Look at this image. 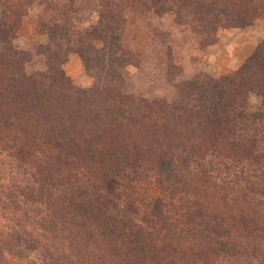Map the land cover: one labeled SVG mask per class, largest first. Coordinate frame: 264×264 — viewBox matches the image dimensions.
Listing matches in <instances>:
<instances>
[{
  "label": "trees",
  "instance_id": "16d2710c",
  "mask_svg": "<svg viewBox=\"0 0 264 264\" xmlns=\"http://www.w3.org/2000/svg\"><path fill=\"white\" fill-rule=\"evenodd\" d=\"M130 14L169 16L204 49L264 21V0H0V191L15 215L0 263L264 264V40L228 76L149 97L125 89L141 63ZM72 54L90 88L67 75Z\"/></svg>",
  "mask_w": 264,
  "mask_h": 264
},
{
  "label": "rangeland",
  "instance_id": "374dc122",
  "mask_svg": "<svg viewBox=\"0 0 264 264\" xmlns=\"http://www.w3.org/2000/svg\"><path fill=\"white\" fill-rule=\"evenodd\" d=\"M34 13L37 15L38 12ZM129 18L131 23L126 45L138 54L141 63L138 68L129 67L126 70L125 89L167 100H172L175 95L172 84L181 83L198 73H208L218 79L239 70L264 40L263 20H258L252 27L246 29L219 30L216 42L201 49L190 30L177 25L169 16L160 18L153 15L130 14ZM26 32L33 34L31 24L27 26ZM27 41L28 39L22 40V45H26ZM65 70L76 87L90 88L93 85L94 81L86 72L78 54L69 57ZM262 101L261 98H252L255 111L264 113ZM256 128L262 140L260 146L264 147V126L257 124ZM212 166L218 168L217 163ZM226 173L222 172L225 178L228 177ZM2 195L0 191V240L12 233L15 225L12 221L15 215ZM32 259H36L35 256H31L29 260Z\"/></svg>",
  "mask_w": 264,
  "mask_h": 264
}]
</instances>
